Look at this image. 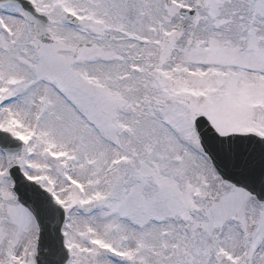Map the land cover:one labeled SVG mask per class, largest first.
<instances>
[{"label": "snow or ice", "instance_id": "obj_1", "mask_svg": "<svg viewBox=\"0 0 264 264\" xmlns=\"http://www.w3.org/2000/svg\"><path fill=\"white\" fill-rule=\"evenodd\" d=\"M0 264H264V0H0Z\"/></svg>", "mask_w": 264, "mask_h": 264}]
</instances>
